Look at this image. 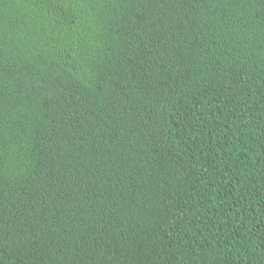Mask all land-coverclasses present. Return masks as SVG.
Listing matches in <instances>:
<instances>
[{"label": "trees", "instance_id": "obj_1", "mask_svg": "<svg viewBox=\"0 0 264 264\" xmlns=\"http://www.w3.org/2000/svg\"><path fill=\"white\" fill-rule=\"evenodd\" d=\"M0 264H264V0H0Z\"/></svg>", "mask_w": 264, "mask_h": 264}]
</instances>
